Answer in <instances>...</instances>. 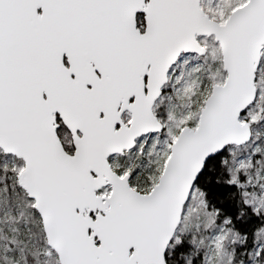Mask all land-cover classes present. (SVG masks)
<instances>
[{
    "label": "snow or ice",
    "instance_id": "6c2138e0",
    "mask_svg": "<svg viewBox=\"0 0 264 264\" xmlns=\"http://www.w3.org/2000/svg\"><path fill=\"white\" fill-rule=\"evenodd\" d=\"M0 264H264V0H0Z\"/></svg>",
    "mask_w": 264,
    "mask_h": 264
}]
</instances>
